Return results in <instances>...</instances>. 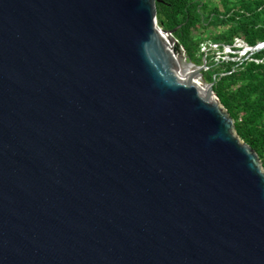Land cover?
Here are the masks:
<instances>
[{
	"label": "water",
	"instance_id": "95a60500",
	"mask_svg": "<svg viewBox=\"0 0 264 264\" xmlns=\"http://www.w3.org/2000/svg\"><path fill=\"white\" fill-rule=\"evenodd\" d=\"M157 1L0 0V264H264V162Z\"/></svg>",
	"mask_w": 264,
	"mask_h": 264
},
{
	"label": "trees",
	"instance_id": "16d2710c",
	"mask_svg": "<svg viewBox=\"0 0 264 264\" xmlns=\"http://www.w3.org/2000/svg\"><path fill=\"white\" fill-rule=\"evenodd\" d=\"M214 1H157L159 25L164 29L178 27L176 37L198 64H203L200 51L205 40L232 43L240 37L253 46L264 42V0ZM223 27L227 28L221 31ZM256 56H264V51ZM218 70L211 67L203 71L207 81L215 82L213 75ZM214 89L234 117L241 137L264 162V63L245 64L244 69L215 82Z\"/></svg>",
	"mask_w": 264,
	"mask_h": 264
},
{
	"label": "built area",
	"instance_id": "2783aa9c",
	"mask_svg": "<svg viewBox=\"0 0 264 264\" xmlns=\"http://www.w3.org/2000/svg\"><path fill=\"white\" fill-rule=\"evenodd\" d=\"M261 51H264V42L253 46L244 39L235 37L232 43L212 39L205 40L201 44L200 55L203 57L202 63H206L204 71L210 70L211 67L219 68L218 72L213 75L215 82H217L222 77L244 69L245 64L264 63V56H256ZM209 60L213 63L212 65L208 63ZM230 65L232 66L231 70Z\"/></svg>",
	"mask_w": 264,
	"mask_h": 264
},
{
	"label": "rangeland",
	"instance_id": "374dc122",
	"mask_svg": "<svg viewBox=\"0 0 264 264\" xmlns=\"http://www.w3.org/2000/svg\"><path fill=\"white\" fill-rule=\"evenodd\" d=\"M218 2H219V0H215V1H214V4H215V3H218ZM226 28H227V27H223V28L220 29V30H221V31H222V30H226ZM218 30H219V29H218ZM207 35H210V33H208Z\"/></svg>",
	"mask_w": 264,
	"mask_h": 264
},
{
	"label": "bare ground",
	"instance_id": "6f19581e",
	"mask_svg": "<svg viewBox=\"0 0 264 264\" xmlns=\"http://www.w3.org/2000/svg\"><path fill=\"white\" fill-rule=\"evenodd\" d=\"M189 68L191 69V71L193 70L194 66H189Z\"/></svg>",
	"mask_w": 264,
	"mask_h": 264
},
{
	"label": "clouds",
	"instance_id": "9594fccd",
	"mask_svg": "<svg viewBox=\"0 0 264 264\" xmlns=\"http://www.w3.org/2000/svg\"><path fill=\"white\" fill-rule=\"evenodd\" d=\"M204 71V70H203Z\"/></svg>",
	"mask_w": 264,
	"mask_h": 264
}]
</instances>
